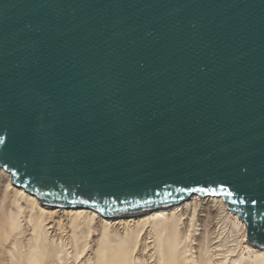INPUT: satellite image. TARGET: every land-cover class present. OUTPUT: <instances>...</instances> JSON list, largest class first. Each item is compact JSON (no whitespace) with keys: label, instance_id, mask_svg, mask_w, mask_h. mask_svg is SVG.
<instances>
[{"label":"water","instance_id":"95a60500","mask_svg":"<svg viewBox=\"0 0 264 264\" xmlns=\"http://www.w3.org/2000/svg\"><path fill=\"white\" fill-rule=\"evenodd\" d=\"M0 169L107 221L220 199L264 248V0H0Z\"/></svg>","mask_w":264,"mask_h":264},{"label":"rangeland","instance_id":"374dc122","mask_svg":"<svg viewBox=\"0 0 264 264\" xmlns=\"http://www.w3.org/2000/svg\"><path fill=\"white\" fill-rule=\"evenodd\" d=\"M17 193L0 169V264H264L244 247L246 229L210 201L164 220L105 227L88 210L50 213Z\"/></svg>","mask_w":264,"mask_h":264},{"label":"bare ground","instance_id":"6f19581e","mask_svg":"<svg viewBox=\"0 0 264 264\" xmlns=\"http://www.w3.org/2000/svg\"><path fill=\"white\" fill-rule=\"evenodd\" d=\"M9 177V176H8ZM15 188V187H14ZM17 192L24 195L25 198L27 199H30L32 200L38 207L40 205V209L41 210H48L47 207L45 206L44 203H42L35 194L31 193V192H28L25 190H21V189H18L17 188ZM17 193V194H18ZM17 196V195H16ZM198 201L202 202V203H207V201H210L212 203H214L215 205H218L217 207L221 206V209H225V206L226 204L221 201L220 199H196L194 196L190 195V201H188L187 203L183 204L182 206L178 207V208H173V209H168V210H163V211H158V212H153V213H148V214H143V215H138V216H133V217H128V218H123V219H118V220H113V221H107L103 218H101V221L102 224L105 226V227H109V226H113V225H121L122 224H125V225H128V224H134V225H139V224H144L146 222H149V221H154V220H164V219H168L170 217H172L173 215L177 214L179 211L182 212V210L186 209V206L190 203H193L195 204V202L197 203ZM198 202V203H200ZM210 204V203H209ZM200 205V204H199ZM202 205V204H201ZM204 206V205H203ZM202 206V207H203ZM208 206V205H207ZM195 207V206H194ZM227 208V207H226ZM207 209V208H205ZM204 209V210H205ZM71 210V211H69ZM224 211V210H223ZM48 212L50 213H59L62 214V213H68V214H71V216H79L82 212V210H79V209H68V208H56V207H53L51 209L48 210ZM85 212H88L90 214H92V216H95L96 214H94L93 212L91 211H85ZM227 214H229L231 216V218L234 220V225L236 224H239L241 225V228L243 229H246L245 227V224L243 221H241L239 219V217L231 212L228 208H227ZM208 213H209V210H208ZM81 216V215H80ZM96 218V217H95ZM98 218V217H97ZM48 219V218H47ZM59 219V218H58ZM61 219V218H60ZM99 220V219H98ZM97 223V222H96ZM155 224V223H154ZM119 227V226H118ZM121 229L123 227H120ZM126 228V227H124ZM123 228V230H124ZM119 230V229H118ZM117 231V230H116ZM121 231V230H120ZM115 232V231H114ZM245 232V231H244ZM119 233V232H118ZM120 234V233H119ZM122 234V233H121ZM242 242H244V247L247 248L248 251H252L254 253V257L256 258L257 261L259 262H262L264 260V248H259V247H256L252 244H249L247 243V239H246V236L243 235L242 236ZM68 244V243H67ZM248 253V252H247ZM250 256V255H248ZM232 264H235V262H233Z\"/></svg>","mask_w":264,"mask_h":264}]
</instances>
